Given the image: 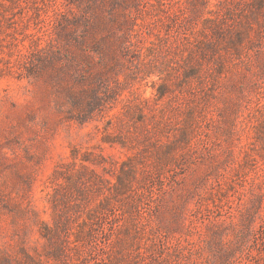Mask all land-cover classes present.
<instances>
[{
    "label": "rangeland",
    "instance_id": "374dc122",
    "mask_svg": "<svg viewBox=\"0 0 264 264\" xmlns=\"http://www.w3.org/2000/svg\"><path fill=\"white\" fill-rule=\"evenodd\" d=\"M0 264H264V0H0Z\"/></svg>",
    "mask_w": 264,
    "mask_h": 264
}]
</instances>
